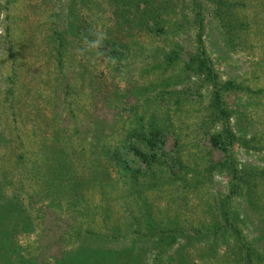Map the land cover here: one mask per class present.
Returning <instances> with one entry per match:
<instances>
[{"label":"rangeland","instance_id":"obj_1","mask_svg":"<svg viewBox=\"0 0 264 264\" xmlns=\"http://www.w3.org/2000/svg\"><path fill=\"white\" fill-rule=\"evenodd\" d=\"M173 1L181 6L178 14H171L172 23L180 22V28L171 31L170 39L185 60L196 51L200 33L214 82L198 76L177 80L179 67L162 73L153 68L160 57L154 48L168 49L170 41L140 31L134 12L123 10L121 17L110 14L103 0H0V129L27 165L58 139L61 149L66 145L78 175L102 176L101 160L97 161L102 158V145L93 140L96 130L113 133L117 121V128L124 126L120 118H127L133 107L136 113L146 111L145 116L161 113L167 121L169 116L172 124L159 151L158 188L135 194L112 174V186L105 191L96 184L84 186L78 205L56 209L29 205L35 229L18 233L17 243L29 250L35 264H54L66 251L76 249L75 231L103 236L116 227L131 235L142 228L143 235L150 222L178 224L187 231L161 250L163 264H264V0H223L221 9L218 0H195L198 8L192 0ZM78 22L93 42L103 32L136 33L131 53L138 56L116 63L103 51L97 58L98 44L91 47V55L84 54L90 46L76 39L80 32L74 36ZM55 31L68 38L61 64L54 52ZM214 91L222 96L227 120L212 124L207 113ZM224 127L235 137L227 153L210 144V136ZM173 131L181 134L179 147L189 174L198 164L204 182L168 174L170 167L179 165L172 163ZM110 143L117 144L115 137ZM226 159L229 167L204 171ZM127 163L139 182H147L142 163L132 158ZM244 168L256 173L250 189L241 183L235 186L232 178L241 172V179ZM232 187H238V193L231 194ZM227 199L237 230L219 231L218 237L212 233L216 244L211 245L207 231L224 225L220 205Z\"/></svg>","mask_w":264,"mask_h":264},{"label":"trees","instance_id":"obj_2","mask_svg":"<svg viewBox=\"0 0 264 264\" xmlns=\"http://www.w3.org/2000/svg\"><path fill=\"white\" fill-rule=\"evenodd\" d=\"M70 1L75 2L76 0ZM192 1L198 8L195 0ZM218 2H220L218 9H221L223 0H218ZM103 3L108 7L112 15L121 17L124 14L123 10H126L130 15L134 12L137 14L136 26H139L140 31L145 30L155 38L160 37L161 42H163L162 38L170 41L167 43L168 49H166L165 45L154 48V54H158L160 57L152 64L153 68L161 70L162 73L179 67L181 75L177 80L198 76L203 77L206 81L214 82L215 77L212 76L213 73L210 70L209 62L205 57L204 43L201 41L200 33L196 35L198 40L196 51L190 53L185 60L181 59L182 51L179 49V45L170 39L171 31H177V28H180V22L174 21L172 23L174 19H172L173 15H171L172 13H179L181 8L179 2L173 0H103ZM113 18L114 20L119 19L114 16ZM67 21L69 26V17ZM77 24L74 36L80 32L76 39L81 41V43L86 42L85 44L90 45L93 42L92 38L87 34L84 27L81 28L79 22ZM118 31H121V26ZM135 34L127 32L119 36L114 33L103 32L97 40L99 41L97 52H94L97 54L96 57L99 58L103 51H107L110 54L109 59L111 62L120 63L123 60H127L129 55L132 59H136L138 55L131 53L132 46L137 44ZM54 38L57 39L54 41L56 42L54 47L56 50L54 52H57L55 56H57L61 64V60L64 59V44L65 41L66 43L68 42V38L58 31H55ZM93 50L91 47H87L83 52L84 54L88 52L91 55ZM181 94L183 93H180L179 96ZM149 103L151 104L152 100ZM209 105L210 108L208 107L207 115L212 124L216 121L227 120L226 108L220 92H213L209 99ZM135 113V107H133L127 118L121 117L120 119L123 120L124 126L117 128L119 123L117 121L113 128V133L112 131L110 133L101 132L102 129L96 130L93 140L98 143L101 142L100 144L102 145L100 146L102 158L97 159V161L101 160L102 170L99 173L102 176L96 175L91 178L80 176L76 173L75 167H73L74 162H72L71 157L69 158L70 155L66 151V145H64L65 149H61L58 146V139L54 141L51 139L52 145L50 144L49 147L43 148L42 154L28 161L29 165H27V161H23L21 154H17L10 147V136H7L5 131L0 129V264H35L31 260L33 256L30 255L29 250L17 243L18 233L29 234L35 229L31 213L29 212L31 203L41 206L45 204L52 208L55 207V209L61 208V206L78 205L76 200L83 195L81 190L84 186L96 184L98 188H102L105 191L112 186V174L122 178L119 180L124 185L128 184L135 194L140 193L142 189L148 187L158 188L161 185L162 181L155 175L160 173L156 165H162L159 151L162 149V142L165 136L172 127V124L168 123V121L171 122L170 117L166 116L167 121L165 117H161V113L150 112L147 116L144 115L146 111L141 114ZM214 133L210 136V144L213 147L222 148L227 153V148L234 141V134L227 127H224L221 132ZM173 135L175 160L172 163L173 165H179L170 167L168 174L174 176L179 173L183 177L190 175L192 179L196 177V181L201 180L202 182L201 172L197 171L200 170L198 164L196 163V170H193V173L190 174L188 166L184 164L181 148L179 147L182 141L181 134L173 131ZM114 137L117 144L111 146L110 140ZM145 150H149V152ZM131 158L145 166L147 182H139L136 171L131 172L128 168L127 162ZM220 164L217 166L209 164L204 171L210 173L214 170L213 168L218 166L219 168L220 166H230L228 159ZM154 165L158 172L154 170ZM240 175L241 172L237 177L232 175V178L237 181L235 186H239L241 183L243 187L250 189L252 186L251 182L255 181L253 179L256 176L255 171L253 169L247 171L244 168L241 179ZM174 178H177L176 175ZM129 179L131 180L129 181ZM235 188L238 189V187ZM235 188L233 190L232 187L231 194L238 193ZM220 207L224 225L220 228L215 224L214 230L208 229V236L212 239L211 245L216 244L212 233L218 237L219 231L224 234L225 232L230 233L232 230H237L232 226L228 199L221 201ZM146 219L147 221L150 219L149 214H147ZM229 223L232 224L230 225ZM131 227L132 225H129L127 228ZM140 230L142 231V228H137L133 234L127 235L128 233L122 234L115 227L103 236L90 230L83 233L75 231L74 236L79 240L76 244V249L66 251L62 254L61 260L54 261V264H163L165 256H162L161 250L167 249L168 245H171L173 241L187 235L185 228L178 224L167 227L164 225L156 226L150 222L147 231L143 235H141ZM140 241H145V243H142V246L134 244ZM119 242L122 243L121 246ZM125 242H131L132 244L126 246ZM146 243H150L152 248L147 249L145 247Z\"/></svg>","mask_w":264,"mask_h":264},{"label":"clouds","instance_id":"obj_3","mask_svg":"<svg viewBox=\"0 0 264 264\" xmlns=\"http://www.w3.org/2000/svg\"><path fill=\"white\" fill-rule=\"evenodd\" d=\"M98 43H99V41H95V42H92L89 46L90 47H95Z\"/></svg>","mask_w":264,"mask_h":264}]
</instances>
